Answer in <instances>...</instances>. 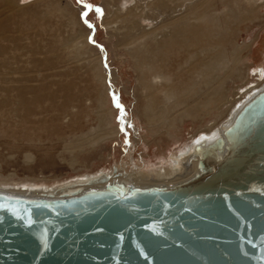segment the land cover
<instances>
[{
  "label": "rangeland",
  "instance_id": "1",
  "mask_svg": "<svg viewBox=\"0 0 264 264\" xmlns=\"http://www.w3.org/2000/svg\"><path fill=\"white\" fill-rule=\"evenodd\" d=\"M134 1L0 0L1 186L54 185L107 168L127 175L122 170L128 166H159L163 158H172L178 146L210 125L219 126L245 84L255 81L253 69L264 65V4L257 13H249L253 0H229V4L228 0H208L195 15L193 10L186 15L197 17L199 24L182 40L165 37L161 49L146 40L145 50H139L140 75L128 50L136 44L126 42L153 22L142 17L113 30L117 22L112 12ZM136 1L145 5V0ZM170 10L164 14H173ZM83 36L94 51L81 48ZM222 55L232 57L235 68L229 75L225 69L218 70L217 77H224L218 105L196 118L173 116L175 137L165 132L164 121L158 122L161 133L151 136L141 111L146 94L153 110L171 91L178 102L193 98L198 74L204 77L202 93L210 59ZM97 57L101 65L95 66ZM114 97L123 109L124 132ZM110 127L119 130L118 136L70 150L72 141L82 134L94 137ZM27 154L30 159L25 158Z\"/></svg>",
  "mask_w": 264,
  "mask_h": 264
},
{
  "label": "water",
  "instance_id": "2",
  "mask_svg": "<svg viewBox=\"0 0 264 264\" xmlns=\"http://www.w3.org/2000/svg\"><path fill=\"white\" fill-rule=\"evenodd\" d=\"M223 135L172 186L0 192V264H264V89Z\"/></svg>",
  "mask_w": 264,
  "mask_h": 264
},
{
  "label": "bare ground",
  "instance_id": "3",
  "mask_svg": "<svg viewBox=\"0 0 264 264\" xmlns=\"http://www.w3.org/2000/svg\"><path fill=\"white\" fill-rule=\"evenodd\" d=\"M207 1L208 0H145V5H143L141 4L142 2H138L135 0L132 5L123 3L119 6V8H116L117 10L112 12V15L116 17L115 20L117 22V26L113 28V30L116 31L119 28H123L124 26H126L125 22L127 21H134L135 19L140 20L142 17H144L143 19H147L153 22L149 27L145 26L147 28H145L143 30V33H141L139 36L137 35L136 38L127 40L126 42L127 44H136L134 46H128V50L133 57L135 65L141 70L142 62L140 58L141 53L139 52V50H145L147 41L157 43L161 49V47L164 45L163 42L165 37V40L171 38L182 40V37L186 35L185 33L190 32L191 29H193L195 26H198L199 24H197V17L193 16V18L191 17L192 15L186 17V15H188L192 10L194 11L195 15L197 11L200 10L205 3H207ZM252 2L253 6L249 13H257L259 8L263 7L264 4V0H253ZM227 3L229 4V0ZM169 9H171L170 11H173V14L165 15L164 12H169ZM150 11H152L154 15L149 16ZM117 18L119 19V21H117ZM110 19L111 17L109 18V20ZM191 20H194V22H192ZM84 37L85 36H83V38ZM141 37H144V39L141 40ZM83 38H81L80 40L82 44L81 48L85 50V52L94 51L90 44L87 43V39L85 40V38ZM183 40L185 39L183 38ZM235 53L240 57L239 49H236ZM97 59L98 60L94 62L95 66L101 65L100 58L97 57ZM144 65L146 67H149L147 63H144ZM263 66L264 65L256 66L253 69L255 73V81H250L249 83L245 84L241 91V95L237 99H235L227 108V116L219 126L210 125L209 127H207L204 133L202 132V134L192 138L189 142L186 141L184 144L178 146L175 152H171L172 154L170 155L172 158H163L159 166H156V164H150L146 169L128 166L127 169L122 170L127 175L121 174L120 170L118 169L107 168L104 170H98L94 173H85L80 176L61 181L54 185H41L40 183L34 182L18 183L14 181L16 182L14 184L16 186L14 187L0 185V192L5 193L8 196H20L25 198H48L75 194L88 188H99L102 187L106 182L120 183L122 186H124L125 189L131 187L141 188L150 186H172L180 183L201 171V168L198 166V151H204L205 148H208V146H210L217 137H224L223 130L226 129L230 124H232L236 114L239 112L241 107L254 95H256V93L264 89ZM234 68L235 65L232 57L230 58L227 55H222L221 57H218L216 59L211 58L210 63L204 73L207 81L205 82V90H203L202 93L200 89L202 78L204 77L198 74V88L194 90L192 95L195 96H192L193 98H186L183 101H181V99L179 100L181 102H178L177 100H175L176 93L171 91L170 93H166L165 100L160 105H158L155 110H153L154 107H152V104L150 102V95L146 94V104L141 107V111L150 135L152 136L153 133H158L159 131L161 133V130L157 129L159 125L158 122L164 121V125H166L167 127V130L166 127L164 129L165 132L169 136L172 135L175 137L176 134L172 132L176 130L172 121L173 116L177 115L182 118V116L185 117L187 115H192L196 118V116L200 117V113L202 112L209 113L213 107L218 105L217 99L221 95V87L224 83V77H217L218 70L225 69V73H228L229 75L233 74L231 70ZM142 70L140 75H143ZM141 79L143 83L142 85H145L146 83L143 82L142 77ZM145 91H147V89ZM191 91H193V89ZM118 133V129L110 127L106 130H102L98 134H95L94 137H89V135H87V137H89L87 138L85 137L86 135L82 134L81 138L72 141V143L70 144V150H77L83 148L86 145H92L95 142L99 141V139L108 137L109 135L118 136ZM177 138L179 139V137ZM197 141H199V143H197ZM228 144V140L223 139V147L221 151H216V155L222 156V154H224V152L227 150ZM25 158L30 159L31 155L27 154L25 155ZM73 159L75 160L76 158L73 157ZM148 174L152 177L150 178Z\"/></svg>",
  "mask_w": 264,
  "mask_h": 264
},
{
  "label": "snow or ice",
  "instance_id": "4",
  "mask_svg": "<svg viewBox=\"0 0 264 264\" xmlns=\"http://www.w3.org/2000/svg\"><path fill=\"white\" fill-rule=\"evenodd\" d=\"M85 7L91 8V5H85ZM96 11L99 12L100 10H99V9H96ZM82 15H86V13H83ZM89 27H91V26L89 25ZM113 102H114L115 106H116L118 109L121 110V115H120V116H117V120L121 122V128H120V131H121V132H124V126H123V123H124V122H123V115H124V113H123L122 106L118 103V101L116 100L115 97H114V101H113ZM129 127H130V125H129ZM125 135H127V134L125 133ZM125 143H127V139L125 140ZM197 143H199V141H197ZM0 207H3V205H0Z\"/></svg>",
  "mask_w": 264,
  "mask_h": 264
}]
</instances>
